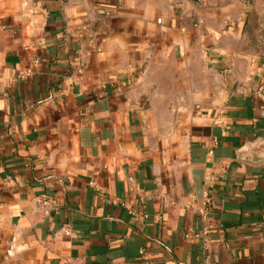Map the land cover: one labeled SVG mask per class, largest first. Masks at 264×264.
I'll use <instances>...</instances> for the list:
<instances>
[{
  "label": "crops",
  "instance_id": "crops-1",
  "mask_svg": "<svg viewBox=\"0 0 264 264\" xmlns=\"http://www.w3.org/2000/svg\"><path fill=\"white\" fill-rule=\"evenodd\" d=\"M0 264H264V0H0Z\"/></svg>",
  "mask_w": 264,
  "mask_h": 264
},
{
  "label": "built area",
  "instance_id": "built-area-1",
  "mask_svg": "<svg viewBox=\"0 0 264 264\" xmlns=\"http://www.w3.org/2000/svg\"><path fill=\"white\" fill-rule=\"evenodd\" d=\"M144 218H147V216H144Z\"/></svg>",
  "mask_w": 264,
  "mask_h": 264
}]
</instances>
